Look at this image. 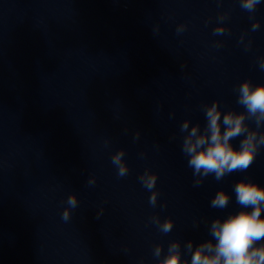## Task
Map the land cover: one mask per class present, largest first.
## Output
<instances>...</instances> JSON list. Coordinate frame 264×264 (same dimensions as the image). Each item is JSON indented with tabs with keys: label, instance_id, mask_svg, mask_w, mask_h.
<instances>
[{
	"label": "water",
	"instance_id": "water-1",
	"mask_svg": "<svg viewBox=\"0 0 264 264\" xmlns=\"http://www.w3.org/2000/svg\"><path fill=\"white\" fill-rule=\"evenodd\" d=\"M262 58L264 0L254 13L240 0H0V264H157L173 241L190 261L187 241L212 239L211 222L241 210L234 185L264 186V146L247 171L195 186L181 124L203 130L213 101L244 112L235 89L264 83ZM121 149L123 177L111 162ZM221 189L230 202L213 208Z\"/></svg>",
	"mask_w": 264,
	"mask_h": 264
},
{
	"label": "clouds",
	"instance_id": "clouds-1",
	"mask_svg": "<svg viewBox=\"0 0 264 264\" xmlns=\"http://www.w3.org/2000/svg\"><path fill=\"white\" fill-rule=\"evenodd\" d=\"M260 3L261 0H240L241 8L249 13H254ZM226 18L227 14L218 17L220 21ZM259 27V22H254L252 31L258 30ZM184 29V25L178 26L177 33L183 32ZM225 32L223 24L213 30L214 35ZM259 64L260 68L264 69V58ZM235 91L238 93L237 103L245 109L244 112L222 111L219 101H213L210 105L203 106L206 120L203 130L198 123L190 127L189 120H184L181 124V132L186 133L182 152L188 157V166L193 169V175L198 177L195 186H200L203 179L209 175L219 181L233 172L247 171L259 149L264 146V132L259 131L264 125V83L254 86L250 80H244ZM246 120H254L256 128H250ZM240 137L242 139L239 147H234L231 141ZM136 138H139V132L136 133ZM124 155L125 152L121 149L111 160L118 169L119 177L127 175L129 171L123 159ZM139 180L143 187L151 192L149 204L155 207L159 196V192L153 190L156 187L157 174L146 169ZM93 183L94 180L89 181V184ZM233 190L241 210L223 220H213L209 228L212 239L195 247L193 241H187L184 249L190 254V261L182 260L181 244L179 241H173L168 246L167 254L158 259L157 264H264V186L241 179L234 185ZM230 199L229 193L221 189L211 200V207L225 209ZM67 204L69 207L62 213V219L65 221L70 218L71 210L77 207L75 193L68 196ZM151 220L162 233L167 234L173 228V220L170 218L161 222L158 216H154ZM162 254L163 246L157 244L153 249V256L160 258Z\"/></svg>",
	"mask_w": 264,
	"mask_h": 264
}]
</instances>
